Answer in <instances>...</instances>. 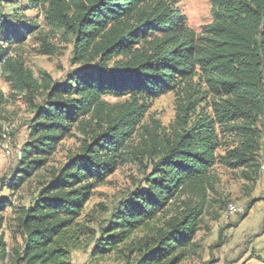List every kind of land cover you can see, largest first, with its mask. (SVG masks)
<instances>
[{
  "label": "trees",
  "instance_id": "16d2710c",
  "mask_svg": "<svg viewBox=\"0 0 264 264\" xmlns=\"http://www.w3.org/2000/svg\"><path fill=\"white\" fill-rule=\"evenodd\" d=\"M178 3L28 0L25 8L44 10L52 34L73 42L78 67L56 82L6 57L5 42H24L38 26L18 13L12 23L3 7L20 3L0 0V78L34 112L12 191L47 167L74 128L84 137L67 162L51 170L30 206L16 209V246L0 235V260L71 264L74 251L92 245L94 262L113 256L121 264H182L201 250L195 237L214 168L261 171L264 0H210L212 22L200 36ZM39 36L43 54L54 55L49 36ZM169 93L177 96L174 124L162 133L149 130L143 120L151 101ZM108 97L124 101L111 104ZM5 101L0 89V110ZM226 137L233 147L222 155ZM128 163L144 167L140 186L81 221L92 190ZM10 206L0 200V214ZM94 221L99 229L82 246ZM3 222L0 216V230Z\"/></svg>",
  "mask_w": 264,
  "mask_h": 264
},
{
  "label": "rangeland",
  "instance_id": "374dc122",
  "mask_svg": "<svg viewBox=\"0 0 264 264\" xmlns=\"http://www.w3.org/2000/svg\"><path fill=\"white\" fill-rule=\"evenodd\" d=\"M28 0H18L20 3L6 5L3 11L10 15L15 23L22 14L28 21L36 22L38 28L32 32L24 42L16 40L4 45L5 35L0 31V46L10 49L13 57L21 59L38 78L42 73L49 74L56 82H63L77 69L73 64L74 51L71 39L66 40L64 34H52V28L47 26L42 8L27 9ZM178 7L187 17L189 26L200 36L205 33V27L211 22L210 0H178ZM24 5V6H22ZM29 22V23H30ZM48 37L49 43L56 49L54 55L43 54L40 33ZM4 39V40H1ZM2 42V43H1ZM1 50V48H0ZM0 89L5 95V105L0 110V147L4 148L6 134L9 147L14 156L5 157L0 151V200H8L11 206L0 214L4 222L0 230L9 246H16L14 242V227L16 209L29 207L33 198L42 189V182H50V172L53 168H60L68 159L72 151H76L83 143L84 137L76 128L58 146L56 153L50 159L47 167L36 172L19 191H12L11 182L18 172L20 147L29 137L30 123L34 112L27 100L13 92L9 83L0 78ZM175 93H169L151 101L143 120L149 130L162 133L168 130L176 117ZM111 104L123 102L124 99L108 97ZM42 101L36 100V104ZM260 129L264 130V119ZM142 124V125H143ZM7 130V132H5ZM134 144L139 145L140 139L136 135ZM219 153H225L233 147L231 139L226 137ZM261 171L257 174L248 168L230 169L218 165L212 171L211 186L208 189L203 215L200 218L195 241L201 245L199 255L188 259L182 264H262L264 260V144L259 153ZM144 167L137 163L122 164L108 177L105 183L92 190V197L87 203L81 221H87L94 215V211H101L100 204L111 207L112 203L121 199L127 191L140 186ZM184 199V198H183ZM188 199L185 197V200ZM257 201V202H252ZM236 205L243 211L233 215L227 214L229 205ZM92 213V215H91ZM104 215H99L103 219ZM92 232L85 235L82 246L99 229V221L90 225ZM94 229V230H93ZM21 241L20 238H17ZM219 245V248H215ZM92 245L88 250L74 251L71 264H121L113 256L102 261L91 260ZM0 264H11L10 259L0 260Z\"/></svg>",
  "mask_w": 264,
  "mask_h": 264
},
{
  "label": "built area",
  "instance_id": "2783aa9c",
  "mask_svg": "<svg viewBox=\"0 0 264 264\" xmlns=\"http://www.w3.org/2000/svg\"><path fill=\"white\" fill-rule=\"evenodd\" d=\"M10 55H11V53L8 52L7 55H6V57H9ZM3 138L6 140L5 143L9 145L6 134L3 135ZM8 145L5 146L4 148H1L0 147V151L3 153V155L5 157H11L12 156V151H11V149H10V147ZM18 158L21 159V153H19V157ZM242 211H243L242 208H239L236 205H232V204L229 205L228 208H227V214L228 215H233L235 213H239V212H242ZM262 264H264V262Z\"/></svg>",
  "mask_w": 264,
  "mask_h": 264
}]
</instances>
